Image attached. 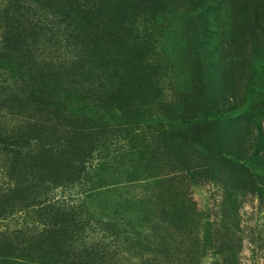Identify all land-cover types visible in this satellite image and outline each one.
Here are the masks:
<instances>
[{
	"label": "trees",
	"instance_id": "1",
	"mask_svg": "<svg viewBox=\"0 0 264 264\" xmlns=\"http://www.w3.org/2000/svg\"><path fill=\"white\" fill-rule=\"evenodd\" d=\"M132 1L0 0V264H124L139 237L138 170L158 166L146 138L165 134L170 115L146 111L151 91L162 96L146 37L105 32ZM96 19L100 33L83 30ZM104 205V222L91 218Z\"/></svg>",
	"mask_w": 264,
	"mask_h": 264
},
{
	"label": "rangeland",
	"instance_id": "2",
	"mask_svg": "<svg viewBox=\"0 0 264 264\" xmlns=\"http://www.w3.org/2000/svg\"><path fill=\"white\" fill-rule=\"evenodd\" d=\"M130 3L112 5L105 32L151 44L146 58L161 70L152 90L162 96L151 91L146 111L170 124L146 138L158 166L138 170L146 219L124 264H264V0ZM99 21L83 30L100 33ZM118 172L106 174L120 181ZM88 213L104 222L108 211Z\"/></svg>",
	"mask_w": 264,
	"mask_h": 264
}]
</instances>
